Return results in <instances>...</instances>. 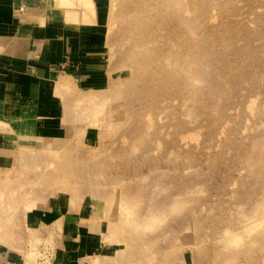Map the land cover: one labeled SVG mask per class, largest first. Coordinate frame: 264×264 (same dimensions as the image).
<instances>
[{"label": "rangeland", "instance_id": "374dc122", "mask_svg": "<svg viewBox=\"0 0 264 264\" xmlns=\"http://www.w3.org/2000/svg\"><path fill=\"white\" fill-rule=\"evenodd\" d=\"M52 2L63 125L0 173V264H264V0Z\"/></svg>", "mask_w": 264, "mask_h": 264}, {"label": "crops", "instance_id": "0c3cea01", "mask_svg": "<svg viewBox=\"0 0 264 264\" xmlns=\"http://www.w3.org/2000/svg\"><path fill=\"white\" fill-rule=\"evenodd\" d=\"M44 2L45 0H0V36L5 38L2 45L4 47L0 48V57L8 45L14 44L17 49L15 56L8 59L9 71L5 81L0 78V173L6 171L4 167L9 163L12 165L11 162L16 159L19 144L17 137L20 133L23 134L29 128L40 137H46L49 136V130L42 124L47 123L48 117L52 115L56 116L55 123L59 120L58 105L56 102L49 103V88L55 80L52 78V67L59 63L56 53L59 46L56 43L52 45L53 41L47 36L49 27L45 29L44 35H36L34 31L39 25L41 14L38 11L44 9ZM80 46L88 49L84 45ZM94 56L97 58V55L87 57ZM2 73L3 62L0 60V77ZM22 80H25V89L18 90L17 86L22 84ZM43 95L48 97L44 104L41 103ZM61 125L63 124L57 123L53 128H60Z\"/></svg>", "mask_w": 264, "mask_h": 264}, {"label": "bare ground", "instance_id": "6f19581e", "mask_svg": "<svg viewBox=\"0 0 264 264\" xmlns=\"http://www.w3.org/2000/svg\"><path fill=\"white\" fill-rule=\"evenodd\" d=\"M67 1V4H66V6H67V10L65 11V14H64V20H66V21H68V20H73L74 22L75 21H77V20H79L80 19V17H82V15L84 16V14L85 13H87V14H92L93 13V10L90 8V9H86V4H87V0H75V4H76V2L78 3V4H76L75 5V8L74 9H72V5H73V3H74V0H66ZM49 6H48V9L50 8V9H53L54 7H53V2H52V0H49ZM51 11V10H50ZM40 13H42V14H45V16L47 15V17H48V19H46V21H50V13H48L47 11H46V9L44 8V9H40V11H39ZM87 16H89V15H87ZM86 19V18H85ZM82 20V19H81ZM86 21V20H85ZM92 20H90V22H91ZM45 21L43 20V19H41V21L39 22L40 24L38 25V26H36L35 27V29H34V31H35V34L36 35H39V33H40V31L41 32H43V28H42V23H44ZM70 22V21H69ZM83 22V21H82ZM88 22V21H87ZM84 23V22H83ZM74 26V24H71V26ZM27 26V25H26ZM26 29V28H25ZM0 38H2L1 36H0ZM16 39V38H15ZM13 40V39H12ZM17 41H18V39H17ZM14 42V41H13ZM16 43V42H15ZM14 45V44H13ZM20 49V48H19ZM14 51H16V50H14ZM11 53V52H10Z\"/></svg>", "mask_w": 264, "mask_h": 264}]
</instances>
